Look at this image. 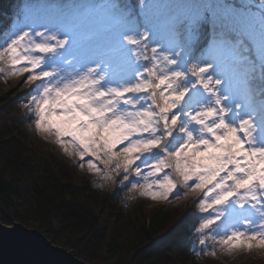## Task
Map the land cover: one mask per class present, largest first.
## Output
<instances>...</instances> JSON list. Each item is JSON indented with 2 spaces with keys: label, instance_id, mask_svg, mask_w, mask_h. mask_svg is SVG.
Here are the masks:
<instances>
[{
  "label": "snow or ice",
  "instance_id": "snow-or-ice-1",
  "mask_svg": "<svg viewBox=\"0 0 264 264\" xmlns=\"http://www.w3.org/2000/svg\"><path fill=\"white\" fill-rule=\"evenodd\" d=\"M18 77L97 187L191 197L197 258L264 249V0H31L0 40Z\"/></svg>",
  "mask_w": 264,
  "mask_h": 264
},
{
  "label": "trees",
  "instance_id": "trees-1",
  "mask_svg": "<svg viewBox=\"0 0 264 264\" xmlns=\"http://www.w3.org/2000/svg\"><path fill=\"white\" fill-rule=\"evenodd\" d=\"M11 1L17 0H0V25L15 14ZM26 104L22 99H0V219L4 223L39 228L54 243L94 264L224 262L220 253L197 258L189 251L196 211L191 197L142 209L136 204L140 197L128 199L120 185L100 188L97 184L102 182L93 175L79 177L75 160L24 126ZM122 203L129 214L118 224ZM177 224L180 227L172 232ZM250 263L264 264V260Z\"/></svg>",
  "mask_w": 264,
  "mask_h": 264
},
{
  "label": "water",
  "instance_id": "water-1",
  "mask_svg": "<svg viewBox=\"0 0 264 264\" xmlns=\"http://www.w3.org/2000/svg\"><path fill=\"white\" fill-rule=\"evenodd\" d=\"M14 226V227H13ZM25 234L42 237L49 248L20 242ZM0 264H93L65 246L54 243L43 231L23 223L9 225L0 219Z\"/></svg>",
  "mask_w": 264,
  "mask_h": 264
},
{
  "label": "rangeland",
  "instance_id": "rangeland-1",
  "mask_svg": "<svg viewBox=\"0 0 264 264\" xmlns=\"http://www.w3.org/2000/svg\"><path fill=\"white\" fill-rule=\"evenodd\" d=\"M28 2H31V0H17L16 3L14 1H11L9 3L10 7H12V8L14 7L12 10L13 11L15 10L14 11L15 14H12L5 22H2V24L0 25V37L1 36L4 37V33L7 32L12 27L13 20L16 16L17 12L21 8V6L25 3H28ZM41 2H43V0H41ZM23 79H24V77L9 78L6 82L3 78H0V99L2 102H6V101H10V100L15 101V100L22 99L23 101L28 103L27 94H28L31 86L25 85V86L21 87ZM23 124L28 129H30L34 135L39 137V134L35 132L34 124L31 123V117L29 116V114L27 115V118L24 119ZM56 147L58 149H60L57 145H56ZM76 173L79 177H87V175H92V174L88 173L86 170H81L77 166H76ZM173 195H175V193H173ZM137 201L138 202L136 204L137 205L139 204L142 209H151L152 207L159 205L161 203L162 204L163 203L168 204V203H171L173 201H178V200L173 199L170 196L167 201H164V200L153 201L149 197H140V198H138ZM124 205H125V203L121 204V208L123 209L124 212L120 213L121 219H118V224H122V222H124V221H126V219H128V214H129L128 206H124ZM139 209L140 208H138V210ZM114 213H116V212H114ZM112 217H110V219H112V221H113L114 219ZM110 223H112V222H110ZM9 225H13V224H9ZM29 225H27V226H29ZM29 227H34V226H29ZM220 254H221V256L223 255V257H224L223 258L224 262L222 264H228L227 262H231V261L235 262L237 259H238V261L235 262L234 264H252V263H250L251 261L255 262V260H257V261L264 260V249H252L249 251L241 250V251H237L231 255L224 254V253H220ZM233 258H235V259H233ZM88 262H90V261H88ZM184 264H212V263H207L206 261H201V260L200 261L199 260L198 261L187 260Z\"/></svg>",
  "mask_w": 264,
  "mask_h": 264
}]
</instances>
